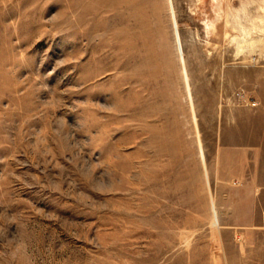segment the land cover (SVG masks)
Returning <instances> with one entry per match:
<instances>
[{"label":"rangeland","instance_id":"1","mask_svg":"<svg viewBox=\"0 0 264 264\" xmlns=\"http://www.w3.org/2000/svg\"><path fill=\"white\" fill-rule=\"evenodd\" d=\"M263 102L264 0H0V264H222L208 166Z\"/></svg>","mask_w":264,"mask_h":264},{"label":"crops","instance_id":"2","mask_svg":"<svg viewBox=\"0 0 264 264\" xmlns=\"http://www.w3.org/2000/svg\"><path fill=\"white\" fill-rule=\"evenodd\" d=\"M208 168L216 255L222 264H264V102L222 126Z\"/></svg>","mask_w":264,"mask_h":264},{"label":"bare ground","instance_id":"3","mask_svg":"<svg viewBox=\"0 0 264 264\" xmlns=\"http://www.w3.org/2000/svg\"><path fill=\"white\" fill-rule=\"evenodd\" d=\"M253 8H256V6L251 7V5H250V7H248V8L246 7V10L250 9V11H252ZM171 15H172L173 23H174L176 41H177V45H178L177 47L180 51L181 57L183 58V60H185V56H184L185 54H184V50H183V40H182L181 33L179 30V24H178L177 16H176V9H175V5H174L173 1L171 2ZM209 26L213 27L214 22H212Z\"/></svg>","mask_w":264,"mask_h":264}]
</instances>
